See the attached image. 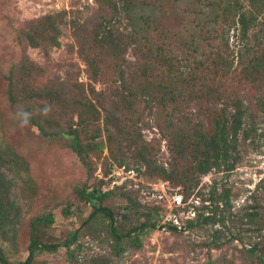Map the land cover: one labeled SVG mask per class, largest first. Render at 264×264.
I'll return each instance as SVG.
<instances>
[{
    "label": "rangeland",
    "instance_id": "374dc122",
    "mask_svg": "<svg viewBox=\"0 0 264 264\" xmlns=\"http://www.w3.org/2000/svg\"><path fill=\"white\" fill-rule=\"evenodd\" d=\"M238 1L246 11L253 10L259 16L258 25L243 40L238 28L233 27L227 34L228 26L221 22L224 19L220 18V23L208 22L203 11L210 10L197 0H138L135 4L133 13L139 12L138 17L152 15L156 21L155 28H145L150 30L153 42L164 48L165 55L173 58L176 67L172 73L183 71L186 61L196 66L194 61L199 60L201 66L195 71L209 82L214 76V82L222 84V90L240 95L249 110L246 119L258 127L257 137L243 151L235 169L212 170L202 176L192 194L185 192L184 198L182 187L152 174L140 157V147L145 146L158 163L169 166V138L175 128L171 121L176 120L172 114L174 105L168 102L163 108L150 103L141 96L140 85L132 82L130 85L137 88L138 95L130 98L127 107L119 95L123 93L122 87L114 82L121 69H136L144 61H150L156 67L151 81L166 83L167 68L158 59H142L145 55L140 42L147 31L126 38L125 50L116 53L91 33L107 14V0H0V142L14 162L3 166L9 187L3 196L12 205V215L10 221H0V246L11 262L27 259L33 222L49 214L55 220L43 227V242L63 244L74 230L77 240L70 248L61 245L51 251H39L33 264H206L210 259L216 264H248L252 261L244 250L249 245L238 240L224 236L222 246L209 245L218 225L186 228L189 219L211 212L213 207L205 195L214 183L220 190L231 189L233 211L238 213L252 202L255 194H260L259 185L264 178V115L258 106L262 93L244 77L248 43L264 42V0ZM63 10L66 16L60 26V44L32 46L23 33L28 23ZM205 21L207 25L203 24ZM116 25L117 31L126 35L138 28L135 20L128 18ZM85 39L90 42L99 69L96 79L91 78L92 71L81 46ZM193 40L198 51L186 46ZM216 52L219 59H213L212 53ZM51 88L63 95V101L48 94ZM81 98H91L101 110L117 109L119 117L126 118L128 127L137 132V143L129 142L124 136L113 144L114 155L126 159L125 173L120 171L108 148L102 153L91 152L85 164L69 146V138L61 134L67 121L72 117L77 121ZM185 110L197 121L202 118L210 123L207 111L188 107ZM29 115L45 126L48 135ZM92 128L88 127V132ZM84 185L89 189L101 186L105 191L111 190L104 204L115 211L117 218L127 214L129 225L137 219L143 221L145 213L157 222L154 229L141 234V248L126 244L125 250L118 253L109 235L108 221L86 223L93 207L76 193V188ZM124 194H130L142 206L136 212L127 208L129 202ZM67 206H70L68 212ZM235 219L228 223L233 231L246 229V225ZM170 225L180 230L174 231Z\"/></svg>",
    "mask_w": 264,
    "mask_h": 264
},
{
    "label": "trees",
    "instance_id": "16d2710c",
    "mask_svg": "<svg viewBox=\"0 0 264 264\" xmlns=\"http://www.w3.org/2000/svg\"><path fill=\"white\" fill-rule=\"evenodd\" d=\"M137 1L107 0L105 4L107 14L101 18L91 33L96 40L104 41L102 44L108 45L113 52L122 53L126 48V38H134L135 34L147 31L148 34H143V40L140 42L145 55V58L142 59H158L169 72L166 83L151 81V76L154 75L156 67L150 61H144L136 69L127 71L121 69L114 82L122 87L123 93H119V95L127 107H130V98L138 95L137 88L130 85L132 82H137L140 85L141 96L150 103L163 108L167 107L168 102L174 105L172 114L176 115V120L171 121V126H175V128L169 138L171 152L169 166L166 167L164 164L158 163V159H154V155L145 146L140 147V157L146 163L147 168L152 171V174H157L164 180L182 187L183 193L181 194L185 198V192L187 195L192 194V191L200 185L202 176L209 174L212 170L231 171L235 169L242 159L243 151L257 137L258 127L255 122L246 119L249 110L240 95L230 94L225 88V91L222 90V84L217 85L214 82V76L209 82L207 77L195 71L201 66L199 60L194 61L196 66L186 61L183 65L185 67L183 71L172 73L173 68L176 67V63L171 60L173 58L165 55L164 48L153 42L149 36L150 30L145 28V26L155 28L156 21L152 15L140 14L138 17L139 12L133 13ZM197 1L210 10V12L203 11L208 22L220 23V18L224 19L221 22L228 26L225 29L227 34L233 27L238 28L242 40L250 37V31L258 25L259 16L253 10L246 11L242 8L238 0ZM65 16L66 11L63 10L31 20L23 32L25 38L34 47L44 44L59 45L60 26L64 23ZM127 18L128 20L134 19L136 27H138L129 35L116 29V24ZM208 22L205 21L203 24L207 25ZM195 43V40L189 41L186 46L190 50L198 51L199 47ZM89 44V40L85 39L81 46L86 52L92 71L91 78L96 79L100 73L97 69V62L91 54ZM245 54L249 59L247 58L248 60L245 62L244 77L261 91L258 106L264 115V42L258 44L255 42L253 45L248 43ZM212 56L213 59H219L220 54L216 52L212 53ZM215 64L218 65V62L216 61ZM142 78L146 81L143 82ZM48 94L63 101V95L56 89L51 88ZM11 97L14 100V97ZM78 106L77 121L72 117L66 122L64 129L60 130L63 136L69 138V146L85 164H88L87 158L91 152L102 153L108 148L119 166L127 168L126 159L118 158L113 153V144L120 142V137L125 136L129 142L137 143V132L128 127L126 118H120L117 109L112 110L103 106V110L99 109L91 98H81ZM186 107L202 109L203 113L207 111L210 123L207 124L202 118L197 121L196 118L191 117L186 112ZM29 119L45 135H48L45 126L39 123L35 116L29 115ZM92 126L93 128L88 132L87 128ZM12 163H14L12 155L6 150L3 151V144L0 142V221L5 223L11 219L12 205L8 204L3 196L5 189L7 192L9 191L3 176V166H11ZM259 190H261L258 191L260 194H255L252 197V202L237 213L233 211L230 200L231 189L222 188L220 190L217 183H214L208 191V195H205V200L210 201V205L213 207L211 212L208 214L199 213L195 218L189 219L186 228L218 225L213 231L209 245L220 247L224 244L223 237L227 236L229 239L249 245V247L244 248L247 257L252 260L249 262L246 257L248 264H264V178L260 181ZM76 193L81 200L93 207L86 223H94L100 220L109 222V235L118 253L125 250L126 244L141 248L143 245L141 234L147 233L157 226V222L151 221L147 213L144 214L145 219L143 221L137 219L131 225H129L127 214L117 218L115 211L104 204V201L111 196V190L105 191L101 186L89 189L87 185H84L76 188ZM124 196L129 202L127 208L136 212L142 206L130 194H124ZM68 210L70 211V206L66 207V212ZM235 218L246 225V229H240L238 232L233 231L228 223L234 222ZM54 220L53 215L50 214L34 220L29 255L25 261L11 262L0 246V263L33 264L39 251H51L61 245L70 248L77 240V230L71 231L69 239L63 244L42 241L43 227L54 222ZM170 228L174 231L180 230L176 225H170ZM206 264H216V261L210 259Z\"/></svg>",
    "mask_w": 264,
    "mask_h": 264
},
{
    "label": "built area",
    "instance_id": "2783aa9c",
    "mask_svg": "<svg viewBox=\"0 0 264 264\" xmlns=\"http://www.w3.org/2000/svg\"><path fill=\"white\" fill-rule=\"evenodd\" d=\"M126 168L125 167H120V171H122L123 173H125Z\"/></svg>",
    "mask_w": 264,
    "mask_h": 264
}]
</instances>
